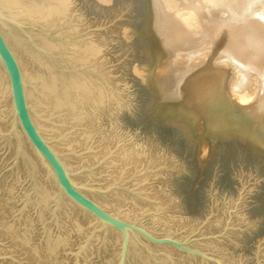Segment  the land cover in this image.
I'll use <instances>...</instances> for the list:
<instances>
[{"label":"rangeland","instance_id":"obj_1","mask_svg":"<svg viewBox=\"0 0 264 264\" xmlns=\"http://www.w3.org/2000/svg\"><path fill=\"white\" fill-rule=\"evenodd\" d=\"M68 1L72 28L65 31L98 48L89 64L102 70L106 82L90 75L95 84L91 85L82 76H70L69 81L85 83L91 93L74 86L77 102L81 100L89 114H84L85 120L67 119L66 111L52 116L57 118L53 126L60 128L57 134L67 138L58 149L78 155L65 159L67 164L76 169L97 166L103 160L94 176L85 172L89 177L80 181L104 187L121 176L127 181L125 186L138 195L117 190L97 201L132 219L142 218L157 234L179 229L183 231L179 237L186 236L209 213L213 202L215 216L199 235L222 232L228 220L231 229L224 237L193 245L230 264H256L258 253L264 264V150L239 132L209 130L198 109L185 100L195 84L212 89L210 77L199 79V86L193 82L197 75L205 74L211 65L231 66L232 62H239L246 72L237 81L243 80L241 87L253 91L254 98L264 96V0ZM74 44H65L73 61ZM36 66L48 73L41 64ZM212 94V99L217 96L215 91ZM88 134L89 139L83 141ZM13 150L14 146L8 149L0 142L1 220L13 223L17 234L31 237L42 254L46 229L52 236L67 237L68 244L51 261L40 262L20 246L10 245L13 236L3 232L0 264H101L104 252L114 250V242L112 246L107 242L104 249L97 234L98 241L94 239L89 249L75 256L95 221L90 222L71 204L57 212V218L52 215V202L40 207L37 199L40 184H47L46 175L39 172V196L32 195L29 206L23 207L31 182L24 169L8 172ZM147 165L152 172L128 180ZM9 184L14 186L11 194L6 189ZM230 209L235 210L232 218ZM72 220L81 224V230H75ZM137 248L128 264H154L144 249ZM151 249L163 253L156 256L159 264H200L170 247Z\"/></svg>","mask_w":264,"mask_h":264},{"label":"bare ground","instance_id":"obj_2","mask_svg":"<svg viewBox=\"0 0 264 264\" xmlns=\"http://www.w3.org/2000/svg\"><path fill=\"white\" fill-rule=\"evenodd\" d=\"M0 7L12 12L16 16L23 18L27 21H37L41 22L43 24H47L48 26H51L55 23H63L68 19L69 17V1L68 0H0ZM219 24V23H218ZM223 25V24H222ZM72 28V27H71ZM70 28V29H71ZM69 30V29H68ZM250 31V30H249ZM66 32V31H65ZM69 33V32H66ZM70 33H73L70 32ZM3 35L5 37V40L15 53L17 60L19 61L22 71L27 79V82L29 83V86L27 89V96L29 99V102L37 109L39 113H41L44 116H53L55 114H60L63 111H66L65 116H67V119H72L74 122L85 120V116L87 112L84 111V103L79 100V103L77 102V99L74 95H76V87L79 89L85 90V94H90L86 90V84L80 83L78 85L74 84V81H69L70 76H76V75H67L65 77L63 74H60L56 72L51 66L50 63L42 56L31 50L28 46L21 44L19 41L11 37L7 32L3 31ZM37 37L39 38V41L53 49V50H59V51H66V58L70 61H73L68 58L67 50L65 48V44L73 43H60L57 44L53 41H50L40 34H37ZM74 54L73 57L76 61V63H80L82 65L89 64L97 55L98 48L91 43H83L82 41H79V43L74 42ZM60 47V49H59ZM29 59V60H28ZM222 60V59H221ZM73 61V62H75ZM224 61V60H223ZM255 61V60H254ZM39 63L43 66L44 69L47 70V74L45 72H42L39 70L36 66V64ZM220 63V62H219ZM231 63V62H230ZM239 63V62H238ZM238 63H231V66H227V64L223 65H216L211 67L212 62L209 64L211 65L210 68H206L205 74L197 75L196 80L193 82L196 83L199 86V79H212L211 83H209V86L211 89L208 90L209 87L203 86L202 87H195V85L192 86V89L189 88L186 93V101L193 105L195 108L198 109L200 114L202 115L203 119L206 120V123L208 126L212 125V128H224V127H231L236 126L234 124L239 123L240 121L245 122V125H247L250 131H248L252 137H253V130H260L264 131V121H262V118H264V96H257L253 97V91L250 92V90H244L241 87V82H239V78L241 75L246 73L244 70H242L239 67ZM93 65V64H92ZM95 66V65H93ZM97 67V66H95ZM97 69H99L97 67ZM100 70V69H99ZM240 73H238V72ZM101 73L102 70H100ZM77 77V76H76ZM84 78V76H82ZM261 77H264V74H262ZM96 79H100L98 77H95ZM264 82V78H262ZM86 80V79H85ZM91 85L93 82L86 80ZM104 83L106 82V78L102 80ZM201 81V80H200ZM205 81V80H204ZM238 81V82H237ZM62 83V84H61ZM100 85V80L98 82ZM108 84V83H107ZM212 84L216 86L215 90L212 87ZM253 84V83H252ZM256 84V83H255ZM261 85H264L261 83ZM206 87V88H205ZM106 88V87H105ZM254 88V87H253ZM258 89V88H257ZM213 91H215V94L217 96L213 97ZM256 95V94H255ZM210 101L213 102V104H210ZM11 109V100H10V91H9V81L8 77L3 70L1 64H0V131L2 129H7L0 133V142H5V144L8 146V149L11 148V146H14L13 155L15 154V150L17 147L16 139L14 136H9L7 138L6 134L9 131L11 120L6 119L10 114ZM89 116V114H87ZM86 115V117H88ZM93 116V114H92ZM1 119H5L6 121H2ZM57 119V118H56ZM56 119H53L55 122ZM91 119V118H90ZM33 120L36 124V126L43 132L44 136L46 138H51L53 136H57L60 131L59 127H55L53 125H50L51 123H46L42 120H39L35 116H33ZM88 121V120H87ZM92 121V119H91ZM90 121V122H91ZM4 124V125H2ZM253 124V125H252ZM90 135H86L84 137L83 141H87L89 139ZM23 140L26 146V152L28 155L32 158L34 164H35V172H37V181H38V188L34 193H30L31 188L29 187L26 195L23 196V201L25 202V208L29 206L31 203L32 195L39 196V172L43 175H46L45 170L40 165L38 159L33 153V150L29 147L27 140L25 136L23 135ZM53 147L60 151L59 144L53 143ZM7 156V155H6ZM70 156H65L64 161L65 164L71 168L70 165L67 164L66 160ZM66 159V160H65ZM21 163V164H20ZM8 165V164H7ZM10 166V164H9ZM21 171V169H24L28 174L29 179V172L32 170L28 163L23 161L21 158L19 161V164L14 169H9V171L14 173V170ZM89 177L87 173H84L82 176H78L77 180H83V178ZM46 183H41V197L38 198V204L40 207H47L52 201V203L55 202L59 192L58 188L53 182V180L49 177H45ZM18 181V179H17ZM16 181V182H17ZM7 192L12 193V190L14 189V186L9 184L7 186ZM95 197V198H93ZM96 202H99L103 199L101 196L92 195V197ZM54 199V200H53ZM65 200V205L61 204L59 209L55 213H53V206H52V215L54 218H57V212H59L62 208V205L67 206L68 204L75 206L71 201L68 199ZM99 200V201H97ZM103 201V200H102ZM100 204V202H99ZM103 206V205H102ZM2 205L0 204V215L2 213ZM76 207V206H75ZM105 207V206H104ZM77 208V207H76ZM106 208V207H105ZM107 209V208H106ZM110 213H116L117 210L113 211L111 209H107ZM123 214V213H122ZM39 216V215H38ZM90 219L89 221H95L96 223L93 225L100 226V224L97 222L95 218H93L90 214H87ZM123 216L126 218L128 217L127 214H123ZM29 220V219H28ZM27 220V222H28ZM72 225L75 228V230L78 232L81 230V224L76 220H72ZM62 229V226L59 225ZM65 227V226H64ZM25 229V228H24ZM26 230H29V227L27 226ZM92 230V228L90 229ZM88 230V233L89 231ZM8 232L9 235L13 236L10 237L12 243L10 245L17 246L25 250V252L29 255H31V258L33 260H38L40 262L43 261L44 258H46L48 261H51L53 257L57 254L58 250L61 247H66L68 244L67 237H63L62 235H59L56 233V235L52 236L50 234L49 229H46L44 231V237L42 240V244L44 246V252L42 254V251L36 250L37 248L32 245L31 243V237L27 238V235L24 236L21 234H17V230L15 229V226L13 223H4V221L0 218V233ZM25 232V231H24ZM80 233V232H79ZM97 234H101L100 236H96ZM110 234V235H109ZM109 234L107 235V242L109 245L112 246V242H114V250L109 251V248L107 249V242L105 245H102L104 249H107L106 252L102 255V263L101 264H117V256L119 252V245L121 242V235L119 232L110 230ZM113 235V236H112ZM86 237V236H85ZM96 237V238H95ZM103 234L102 233H96L88 243L85 244V241L78 247L77 253H75V256L80 255L82 251H84L85 248L88 247L91 241H98L100 238V241H102ZM1 245V244H0ZM36 245V244H35ZM155 246V245H154ZM101 247V248H102ZM168 248V247H167ZM40 249V248H39ZM1 250V248H0ZM138 251V248H137ZM132 255V250L130 252L129 260ZM86 258V257H85ZM50 264H59L58 261H52Z\"/></svg>","mask_w":264,"mask_h":264},{"label":"water","instance_id":"obj_3","mask_svg":"<svg viewBox=\"0 0 264 264\" xmlns=\"http://www.w3.org/2000/svg\"><path fill=\"white\" fill-rule=\"evenodd\" d=\"M70 24V19L63 23L52 24L51 26L37 21H27L0 7V64L8 77L11 100L10 114L6 118L11 120V124L6 136L7 138H9L10 135L14 136L17 143L15 154L9 169L11 170L17 167L22 158L32 169L29 172V180L32 187L30 193H34L37 190V172H35V164L32 158L26 152V146L23 140L24 135L29 147L33 150L34 155L45 170L47 177L51 178L58 188L59 194L53 203V213L59 209L61 204L65 205L64 199H68L84 213H89L94 217L100 226H95L89 231L84 240L85 244L93 239L94 235L99 232L103 234L101 242L105 245L110 230L119 232L121 235V242L119 245L117 264H128L130 252L131 250L138 252L137 246L141 247L149 254L154 264H159L156 256L163 253L155 254L151 249L154 245L163 248H173L185 254L187 257L198 260L200 264H230L223 258L193 245L202 240L219 239L224 237L231 229L229 226L230 221L228 220L222 232L218 234L199 235L201 230L208 225L213 216H215L213 202L210 204L209 213L205 215L204 219L198 222L196 227L186 236L179 237L183 233V231L179 229H176L174 233L170 234H157L142 223V218H125L120 210H117L115 214L110 213L104 206L90 197L92 195L103 197L105 194L116 192L117 190H122L137 196L138 193L134 191V189H129L125 186L127 181H122L120 176L112 183L100 187L88 181L82 182L77 180L76 178L82 176L85 172H89L94 176V169L97 166H100V163L103 160H101L97 166H83L76 169L69 168L65 164L64 157L71 155L77 157V153L74 150L68 152L63 150L58 151L53 147V143L61 144V141H66V135L62 134L59 136L58 134L57 136L46 138L43 132H41L36 126L33 116L46 123H51L52 125H55L53 121L54 118H52V116L47 117L42 115L29 102L26 89L29 86V83L27 82L15 53L5 40L3 31L7 32V34L21 44L28 46L31 50L44 57L56 72L63 74L65 77H67V75H76L84 76L85 79L89 80L91 75L92 78L98 77L104 79L103 74L97 69V67L92 64L82 65L70 60L68 61L66 60L65 50H53L43 45L37 37V34H40L44 38L57 44L79 42L75 33L65 32L66 28L71 27ZM210 104L212 105L213 102L210 101ZM1 120L6 121L5 119ZM203 123L211 131L219 132L228 129L233 132H239L243 137L252 141L254 145L264 150V131L254 129L252 137L248 134L250 127L245 125V122L243 121L234 124L236 126H231L230 128H212V125L208 126L206 122ZM150 172L152 171L150 170L149 165H147L144 170L141 172H135L128 180ZM212 197L213 196H211V198ZM240 199L241 196L239 197V200ZM238 203L239 201L236 203L235 210L237 209ZM25 205L24 202L23 207H25ZM235 210H229V218H232L231 214ZM258 257L257 253L256 264H260ZM10 258L13 261H16L13 256H10Z\"/></svg>","mask_w":264,"mask_h":264},{"label":"flooded vegetation","instance_id":"obj_4","mask_svg":"<svg viewBox=\"0 0 264 264\" xmlns=\"http://www.w3.org/2000/svg\"><path fill=\"white\" fill-rule=\"evenodd\" d=\"M26 175H27V174H26ZM39 177H40V176H39ZM27 179H28V178H27ZM28 189H29V188H28ZM28 189H27V190H28ZM27 190H26V191H27ZM25 193H26V192H25ZM25 193H24V194H25ZM53 200H54V199H53ZM52 202H53V201H52ZM100 204H101V203H100ZM68 205H69V204H68ZM101 205H102V204H101ZM103 206H104V205H103ZM105 207H106V206H105ZM63 208H65L64 205H62V208H61V209H63ZM106 208H107V207H106ZM77 209H79V208H77ZM107 209H108V208H107ZM51 210H52V207H51ZM79 210L82 211L81 209H79ZM109 211H110V210H109ZM82 212H83V211H82ZM87 214H89V213H85V216H87ZM93 218H94V217H93ZM95 223H96V222H95ZM90 229H91V228H90ZM87 233H88V232H87ZM86 235H87V234H85V236H86ZM85 236H84V239H85ZM92 242H93V241L90 242V244L88 245V247L86 248V250L90 248ZM82 243H83V242H82ZM82 243H80V245H81ZM107 248H108V247H107Z\"/></svg>","mask_w":264,"mask_h":264}]
</instances>
